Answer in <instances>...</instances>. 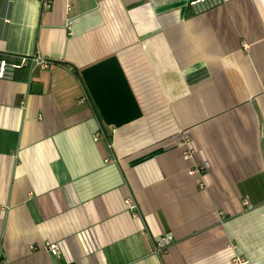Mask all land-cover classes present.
<instances>
[{"label":"crops","instance_id":"crops-1","mask_svg":"<svg viewBox=\"0 0 264 264\" xmlns=\"http://www.w3.org/2000/svg\"><path fill=\"white\" fill-rule=\"evenodd\" d=\"M191 1L0 0V58L53 62L0 78V264H264V0ZM114 55L120 127L76 72Z\"/></svg>","mask_w":264,"mask_h":264},{"label":"water","instance_id":"water-1","mask_svg":"<svg viewBox=\"0 0 264 264\" xmlns=\"http://www.w3.org/2000/svg\"><path fill=\"white\" fill-rule=\"evenodd\" d=\"M119 57L87 67L81 75L103 121L120 127L139 119L143 111L125 74ZM39 87V84H34Z\"/></svg>","mask_w":264,"mask_h":264},{"label":"built area","instance_id":"built-area-1","mask_svg":"<svg viewBox=\"0 0 264 264\" xmlns=\"http://www.w3.org/2000/svg\"><path fill=\"white\" fill-rule=\"evenodd\" d=\"M43 6V12H48L54 3V0H40ZM219 0H192L191 5L195 8L196 11H203L211 6H213ZM72 11V4L68 3V12ZM53 65V62L49 59L45 58L40 53H36L33 56H4L0 58V78H10L13 76L14 72L23 67H29L31 72H36L38 70H45L50 68ZM85 99H81V102H84ZM95 139H98V134L95 135ZM188 140L184 141V150H183V158L185 160H190L195 157L196 151L194 148L189 146ZM110 159H106V162H109ZM207 165H197L196 168L191 169L190 174H195L201 172V170L205 169ZM126 204L134 209L136 208V204L132 200V198L126 199ZM173 241V235L167 233L166 235H162L156 241L155 251L159 254L166 253L168 251L170 244ZM46 249L50 252L53 257L59 258L61 255V247L57 242H50L46 246ZM235 264H246V261L241 258H235Z\"/></svg>","mask_w":264,"mask_h":264},{"label":"trees","instance_id":"trees-1","mask_svg":"<svg viewBox=\"0 0 264 264\" xmlns=\"http://www.w3.org/2000/svg\"><path fill=\"white\" fill-rule=\"evenodd\" d=\"M76 72H77L78 76H80V75H81V74H80V72H79L78 70H76Z\"/></svg>","mask_w":264,"mask_h":264}]
</instances>
